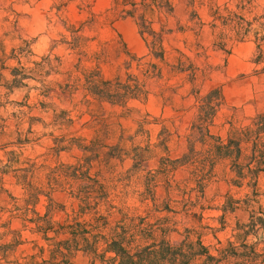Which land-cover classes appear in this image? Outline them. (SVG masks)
I'll list each match as a JSON object with an SVG mask.
<instances>
[{
  "label": "rangeland",
  "instance_id": "rangeland-1",
  "mask_svg": "<svg viewBox=\"0 0 264 264\" xmlns=\"http://www.w3.org/2000/svg\"><path fill=\"white\" fill-rule=\"evenodd\" d=\"M172 1L173 15L162 17L161 24L155 22L153 28L158 31L163 25L170 30L164 38L167 61L177 56L173 49L184 53L198 69L196 82L193 86L186 83L185 74L169 75L160 64L164 76L148 81L147 100L120 106L86 96L83 73L96 70L104 79H113L125 72L124 63L130 56L148 53L134 19L119 17L111 0H0V104H4L0 118L7 119L10 132L15 123L11 115L24 112L22 138H28L21 146H5L14 142L15 136L0 137V264H26L31 257L35 262L47 259L46 248L40 253L33 247V242L46 247L40 235L29 231L33 225L27 222L23 228V222L9 212L13 209L11 196L22 197L12 169L31 164L53 167L85 160L90 163V174L98 175L106 186L109 212L102 208L100 213H108L111 221L121 214L169 216L179 233L194 229L213 254L218 242L221 246L234 242L236 225L248 223L251 211L263 214L264 133L257 148L263 152L255 154L263 163L256 197L247 181L232 184L229 161L214 163L213 177L202 191L192 181L189 167L173 169L169 161L187 152L196 97L212 89L219 88L224 99L210 129L213 135L225 140L231 126L242 128L252 118L264 116V0H194L193 5L188 0ZM217 8L235 12L248 22L249 32L242 40L231 31L226 33L229 39L224 46L215 44L219 31L211 27V13ZM23 41L30 44L31 52L24 56L13 53ZM14 68L27 78L22 86L11 89ZM180 85L183 87L174 90ZM168 86L170 91L165 90ZM192 88L196 93L190 92ZM31 121V133L27 134ZM242 148L239 163L252 161L251 143H243ZM195 150L203 151L199 143ZM11 151L17 160L4 170ZM34 175L33 181L42 186L45 171L39 169ZM50 198L54 223L74 218L75 204L66 193L55 192ZM247 198L255 199L251 209ZM49 204L48 198L41 196L36 210L44 214ZM165 204L171 212L155 211ZM16 235L21 245H14ZM172 237L173 241L179 239L175 234ZM247 243L255 244L256 252L264 256V229L249 235ZM72 263L108 264L83 253Z\"/></svg>",
  "mask_w": 264,
  "mask_h": 264
},
{
  "label": "trees",
  "instance_id": "trees-1",
  "mask_svg": "<svg viewBox=\"0 0 264 264\" xmlns=\"http://www.w3.org/2000/svg\"><path fill=\"white\" fill-rule=\"evenodd\" d=\"M82 1L87 3L89 0ZM188 2L190 5L194 4V0ZM111 5L119 17L134 19L148 53L139 58L130 56L124 63L125 72L113 79H104L96 70H84L82 88L86 96L120 106L132 100L146 101L149 96L148 81L160 80L164 76L163 66L160 64L166 67L165 73L185 74L186 83L192 86L195 84L198 69L190 63L184 53L173 49L177 56L172 62L167 61L164 38L170 30L163 25L158 31L153 28L155 22L161 24L162 17L173 15L172 0H111ZM242 8L240 6V9ZM211 16V27L219 31L215 37V44L218 47L224 46L225 40L229 39L227 32L232 31L233 36L239 41L249 32L246 29L248 22L235 12L227 9L220 12L217 8ZM29 46V43L23 41V46L14 49L13 53L24 56L25 53L31 52L30 49L28 50ZM147 57L150 60L146 61ZM152 59L158 63L152 62ZM21 73L16 68L12 69L11 85L8 88L22 86V80L27 77ZM169 87L171 86L165 90H169ZM182 87L183 85L173 88L177 90ZM190 92L194 93V88ZM223 100L219 88L210 90L203 97H196V116L186 137L187 152L181 158L169 161L170 166L173 169L178 166L189 167L192 181L196 188L202 191L213 177L214 163L221 160L229 161L231 172L234 173L232 184L239 186L247 181L246 184L252 188V195L256 197L255 186L259 173L263 171V163L257 161L255 154L263 152L257 148L264 133V116L252 118L250 123L242 128L231 126L226 139L223 140L210 131ZM2 107L4 104H0V108ZM11 116L15 119L14 130L8 132L7 119L0 118V137L15 136V141L7 142L5 146H21L28 142L27 135L22 138L21 131L25 113L19 111ZM32 121L29 122L27 134L31 133ZM197 143L202 146L203 151L195 150ZM243 143H251L253 154L252 161L249 159L245 164L239 163L243 156ZM59 145L60 142H57V147ZM57 151L60 152L61 148L58 147ZM8 154L11 158H8L4 170H8L17 160L14 151ZM164 167L167 166L164 164ZM90 168V163L85 160L82 162L80 159L75 164L57 163L53 167L31 164L29 167L12 169L16 185L22 190V197L11 196L13 209L9 212L12 218L23 222V228H27V222L33 225L29 227V231L40 235L46 243L44 247L33 242V247L38 248L40 253L46 248L48 253L47 259L35 262L34 257H31L26 264H73L72 260L78 253L90 255L108 264H262L264 262V256L255 250L256 245L247 243L249 235H255L259 229H264V211L261 212L262 215L251 211L248 223L236 225L234 242L228 241L225 246H221L218 242L220 246L214 249L216 254H213L211 248L203 243L194 229L185 228L179 233L175 228L176 222H173L169 216L155 217L151 212L143 217L121 214L116 221H111L108 213H100L102 208H105L104 212H109L106 210L108 204L106 186L98 175L90 174ZM39 169L45 171V182L42 186H37L33 181L34 174ZM1 173L7 174L5 171ZM55 192L66 193L73 200L74 218L71 221L54 223L51 220L50 205L53 207L54 203L50 196ZM41 196L48 198L50 202L44 214L36 210ZM254 202L255 199L247 198L248 208L251 209ZM154 207L158 208L157 205ZM222 210L225 212L226 207L224 206ZM155 211L171 212L166 204L163 209ZM85 215L91 217L88 220L81 219ZM174 234L179 236L178 240L173 241ZM13 242L14 245H21L18 235Z\"/></svg>",
  "mask_w": 264,
  "mask_h": 264
}]
</instances>
